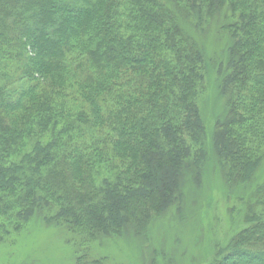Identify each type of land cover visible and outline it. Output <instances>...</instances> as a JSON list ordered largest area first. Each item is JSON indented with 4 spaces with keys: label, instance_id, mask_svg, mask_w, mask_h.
<instances>
[{
    "label": "trees",
    "instance_id": "16d2710c",
    "mask_svg": "<svg viewBox=\"0 0 264 264\" xmlns=\"http://www.w3.org/2000/svg\"><path fill=\"white\" fill-rule=\"evenodd\" d=\"M211 150L245 215L208 264H264V0H0V243L39 215L107 264L86 243L145 236Z\"/></svg>",
    "mask_w": 264,
    "mask_h": 264
},
{
    "label": "rangeland",
    "instance_id": "374dc122",
    "mask_svg": "<svg viewBox=\"0 0 264 264\" xmlns=\"http://www.w3.org/2000/svg\"><path fill=\"white\" fill-rule=\"evenodd\" d=\"M203 39L210 67L198 103L211 133L225 111L216 67L221 53L216 51L214 32L207 31ZM197 175L194 172L183 182L184 198L155 216L145 236L133 232L100 237L86 243L91 254L105 257L107 264H208L219 246L244 225L245 214L239 212L240 196L230 191L213 150ZM255 186H247L249 194ZM81 240L66 226L48 224L36 215L23 230L0 243V264H74Z\"/></svg>",
    "mask_w": 264,
    "mask_h": 264
}]
</instances>
